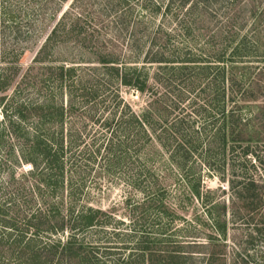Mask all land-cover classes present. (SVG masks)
I'll list each match as a JSON object with an SVG mask.
<instances>
[{"label": "trees", "instance_id": "1", "mask_svg": "<svg viewBox=\"0 0 264 264\" xmlns=\"http://www.w3.org/2000/svg\"><path fill=\"white\" fill-rule=\"evenodd\" d=\"M262 140L264 0H0V264H251L226 248V211L204 212L205 237L162 245V232L108 229L111 211L83 202L89 177L115 173L152 197L153 147L174 162ZM236 180L254 210L255 180Z\"/></svg>", "mask_w": 264, "mask_h": 264}, {"label": "rangeland", "instance_id": "2", "mask_svg": "<svg viewBox=\"0 0 264 264\" xmlns=\"http://www.w3.org/2000/svg\"><path fill=\"white\" fill-rule=\"evenodd\" d=\"M49 25L46 23L41 27L42 32L37 35L39 40ZM31 45L22 56L23 62L27 64L37 50L36 45ZM59 50L60 56L70 58V49ZM121 92L136 109L144 105L145 98L132 89H122ZM210 149L199 145L193 154L177 156L171 162L167 150L153 147L147 152L145 169L148 173L146 172L147 177L142 183L144 187H154L152 197L133 188L122 176L115 173L113 176L102 175L97 181L89 177L86 180L88 190L83 203L92 204L103 211H111L112 220L107 227L110 230L116 226V229L128 231L131 228L138 229V232L144 229L154 235L162 232L161 235H166L160 236L166 239L160 242L162 245L165 242L170 243L171 238L180 237L184 232L190 234L188 231H199L195 235L205 237L210 229L202 225L204 212L226 211V248L230 250L236 245L247 259H251V264H264V140L252 142L246 154L243 153V147L224 151L216 147ZM26 168L29 165L21 166L17 173L20 174L21 170L28 171ZM243 178L255 180L258 203L254 210H246V200L233 196L231 179ZM185 180L199 182L200 197L184 195L187 189ZM222 202L225 203V208L222 207ZM245 211L257 213L251 216ZM177 226L183 229L177 231ZM221 236L223 237L222 232ZM178 237L176 239H180ZM110 241L116 243L117 240L112 236ZM243 247H246V251ZM195 260V264L202 262L198 255H195Z\"/></svg>", "mask_w": 264, "mask_h": 264}]
</instances>
